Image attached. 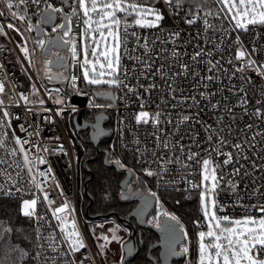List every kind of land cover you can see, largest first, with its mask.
Returning a JSON list of instances; mask_svg holds the SVG:
<instances>
[{"label":"snow or ice","instance_id":"obj_1","mask_svg":"<svg viewBox=\"0 0 264 264\" xmlns=\"http://www.w3.org/2000/svg\"><path fill=\"white\" fill-rule=\"evenodd\" d=\"M163 4L166 8L170 9L169 14L173 17L180 16L183 12L182 20L186 25L195 27L202 21V30L198 28L194 37L198 43L194 46L196 50L190 58L193 63L191 65L186 62L179 63L180 70L173 72L169 78H166L163 67L156 68L153 73V75L160 74L162 79H165L166 87L170 90L173 99L176 98L175 93L178 88L176 84L177 78L183 77L186 80L191 76L200 87L205 89L198 93L199 98L196 95L190 97L193 104L199 106L202 101H207L211 105L212 110H215L219 107L220 101L212 103L217 93L210 90V85L214 81H219L220 76H227L229 81L238 78L242 81L238 92L244 93V95L240 97V103L233 107H243L245 115H248L247 105L249 104V100L247 99V93L251 89L254 94H257V89H259L258 96L260 98L255 100L257 107L254 108L251 115L257 119L264 120V60L259 59V53L264 50V45L257 47L256 38H254L252 46L250 48L246 47L239 34L264 28V0H212L215 8L209 5V0H163ZM185 4L188 5L187 9L184 7ZM30 8H34L31 16L36 17L35 24L32 23L29 15ZM71 9V12H66L63 6L57 7L53 0H0V17H4L5 19L10 18V21H19L20 24L27 23L24 32H21L20 27L13 22H8L6 27L17 32L21 39L25 41L24 44L17 45V47L23 52L24 59L28 61L30 67H36L35 58L37 56L44 57L42 61L44 65V78L52 80L63 76L67 80V75L64 73L54 74L51 69L52 65H55L58 69L67 68L66 58L59 54L60 51H65L72 61L74 70L78 67L81 71L83 82L86 85H108L109 88L122 87L127 89L128 93L141 100V111L135 115L136 124L147 125L151 123L154 127H158L162 122L161 116L163 114L159 111L155 113L144 111L145 104L141 94L137 91L138 88H143L145 92L151 93L158 85L155 82H151L145 87L139 78H137L136 84L130 86L126 82L128 80V70L126 68L123 69L124 78L121 79L120 76L122 71L120 52L122 48L125 53L128 52L127 38L131 36L139 41L140 37L137 35L135 29H159L163 26L166 16L163 9L159 7L157 0H71ZM57 16L63 21L62 23H53L57 19ZM73 18H76L78 23L82 22L83 25L78 36L73 34ZM215 21L220 22L219 27L214 23ZM225 21L228 23L227 27H225ZM44 25H52L51 33L44 31ZM33 29H35L36 38L33 40V48L30 50L27 47L29 37L25 35V32L31 33ZM209 32L212 33L211 38L209 37ZM217 32L220 33L218 41L215 39ZM234 32L237 33L234 40L228 42L227 38ZM0 36H7L3 25H0ZM169 36L179 39L181 31H170ZM201 38L203 45L206 46L211 43L212 48L205 50V47L199 43ZM175 39H173L172 43H175ZM186 43H190V41ZM225 44H227V47H225ZM233 45L235 46L234 49ZM143 47L147 49V43ZM53 49L56 50L55 53H53ZM214 52L220 53L221 59L215 60ZM224 53H227V59H225ZM53 54L56 57L55 61L52 59ZM185 54L187 55V53ZM172 55L174 58H178L179 54L173 50ZM136 59L144 63L139 57ZM223 63H227L229 67L224 68ZM202 64L206 65V72L208 73L206 75L200 70V65ZM0 67H3V65H0ZM147 67L151 68V64H148ZM39 71L37 69V73ZM218 72L220 75L216 74ZM229 72H231L230 75ZM237 74H239L238 77ZM28 78L32 79L31 76ZM78 79L80 77L75 74L71 76L73 88L77 87L76 82ZM168 79H171L172 82L168 83ZM235 89L236 85L233 84L228 90L235 95ZM4 91L5 85L3 82H0V94L4 93ZM54 91L56 92L55 98H53L50 91L46 92V95L53 100L55 105L63 104V100L60 98L61 90L55 89ZM180 91L182 93L183 90L181 89ZM31 95L38 96L35 84L31 85ZM94 95L107 96L114 99L111 92H96ZM19 98L25 104L29 103V98L24 93H19ZM187 99L189 97H183L180 103H183ZM225 99L227 98L225 97ZM38 102L41 105L45 104V100L42 98ZM95 106L103 107V105L99 104ZM111 106V104L108 105V107ZM173 107H176V105H173ZM72 110L75 111V108ZM45 111H48V109H45ZM61 111L63 109H58L55 115L59 116ZM227 111L231 113L233 108H228ZM0 113H2L0 115V129L11 128V113L4 106L3 100H0ZM191 119L192 117L189 115H182L175 127L179 129L181 123ZM219 120L222 121L223 117H220ZM233 120H235V116H233ZM167 122L172 123L170 114ZM118 123H123V121H118ZM93 127L97 126L94 125ZM246 127L251 129L252 124H248ZM21 130H25L23 125H21ZM207 130L209 132L207 141L211 143L215 140L218 146L210 152L206 150L202 160L198 152H189L187 154L188 162L194 161L200 165L201 184L204 185L203 190L200 191L199 206L203 219L206 222L207 230L198 231L196 234L195 264H264V204L252 206V208L260 213L259 216L245 214L239 218L228 215L225 206L218 204L215 197L221 177L218 176L217 170L222 166L231 164L235 157L232 152L222 151L224 145L229 143L227 136L220 135L224 131L223 128L217 130L208 125ZM31 135L29 133V136ZM37 135H39L38 132ZM228 135H231L230 128ZM256 135L264 136V132L254 134L251 137L252 141H255ZM8 137V131H0V148L5 149V154L9 158L7 160L0 158V165H6V167H0V176L4 178V182L0 183V193L4 197H13L16 193L25 191L19 185L22 180L21 172L26 170L29 177L26 182L43 193V201L49 206L48 211L51 212V217L57 221L62 241L69 249L67 253L61 252V255L75 257V254L80 253L81 249L87 248L85 238L77 227L75 218L73 217L69 221V217L73 216L75 210L67 200L58 207H51L53 201L49 198V194L43 191L42 184L44 181L37 179V176H39L46 180L52 174L53 170L51 166L46 171H41L38 168V165L48 163L46 158L40 153L42 151L48 152L49 149L47 147L41 149L39 144H32L30 140H21L13 132L11 137L15 147L9 151L6 148ZM120 138L123 139L122 131L120 132ZM133 142L139 144L138 140H134ZM156 143L157 147H160L162 144L165 150L169 148L168 141H161L159 136L156 137ZM29 144L36 149L34 155L30 154L29 150L25 148V145ZM232 147L237 152L243 150V144L239 142H232ZM252 147L254 148L255 144H252ZM61 151H63L62 146ZM136 151H140L139 148ZM145 151L148 150L146 149ZM213 152L216 155H223L225 157L223 165L214 162L212 158ZM18 154L22 158V165L17 159H13ZM183 155V148H181V156ZM152 156L155 158L158 156V153L152 151ZM181 156L159 155L158 159L144 161L146 164L156 163L157 169L153 170L151 167H145L143 171L147 177L156 178L157 187L159 188L161 182L164 181L165 174L171 171L168 165L177 164L183 168L192 167L191 163L182 162ZM243 159L247 160L248 157L245 155ZM110 162L118 169H126L129 174L133 172V169L127 167L121 158H116ZM137 162L139 163L140 160L138 159ZM9 169H12V171H9ZM13 171H15V175H13ZM237 174H239V169H234L233 175ZM207 181H211V187L205 183ZM186 183H190L192 188L200 187V185L194 184L191 181H186ZM229 184L235 189V185L231 181H229ZM56 186L59 187V184ZM12 189L15 191L13 192ZM254 194L264 196V187L255 189ZM132 195L137 196L141 201V204L134 213L137 216H143L153 206V203L155 204V215L147 220V223L152 225L161 234V243L165 249L161 255L165 261L170 257L180 256L186 258L185 264H193L189 233L175 213L163 209L158 193L148 188L146 195L142 192H133ZM121 198H127L123 192L121 193ZM185 199H190V196L185 197ZM20 214L29 219L35 218L38 225L40 221L46 220V216L38 213V198L23 199L20 205ZM5 223L4 221H0V227H2V230H0V248L3 249V255L0 256V264H23L25 259L28 258L29 253L25 248L21 247L17 240L20 238L19 234L23 233L24 230L18 227L14 229L11 225L4 226ZM193 223L197 227H202L199 220ZM100 227H103V225H100ZM119 230L120 226L116 225L115 228L108 230L111 233L110 238L107 235L96 237L97 240L104 241V243L98 245L101 255L106 253L110 243L120 241V237L117 235ZM35 231L38 247H42L39 244V241L42 239L39 226ZM124 231H127V229H124ZM14 235L16 239H13ZM23 238L29 240L27 235H24ZM47 239L49 242L48 247L53 252H56L58 246L55 234L50 233ZM184 240H188L189 243H182L181 241ZM29 243H31V240H29ZM177 246H179L178 251ZM127 247L128 254L131 255L133 247L132 245H128ZM40 256L41 253L37 251L35 258L39 259ZM90 258V256H84V259L79 261L73 258L70 264H86V261ZM53 264H55V258H53ZM93 264H95L94 261ZM120 264H124L123 254L120 256ZM156 264H159V260H157Z\"/></svg>","mask_w":264,"mask_h":264},{"label":"built area","instance_id":"obj_2","mask_svg":"<svg viewBox=\"0 0 264 264\" xmlns=\"http://www.w3.org/2000/svg\"><path fill=\"white\" fill-rule=\"evenodd\" d=\"M57 7L63 6L66 12H71V0L69 6H64L59 3V0H53ZM160 6L163 9L166 19L163 21L162 28L159 29H135L137 35L140 37L139 41L136 38L129 36L127 38L128 52L125 53L123 48L121 49V64L122 71L120 73L121 79H123V69L128 70V80L130 86L136 84L137 78L147 86L148 83L155 82L158 87L155 88L151 93L145 92L143 88H138V93L141 94L143 102L145 104L144 111L149 113L161 112V124L158 127H154L151 123L145 125H137L135 122V115L141 111L140 103L141 100L137 99L136 96L128 93L125 88H109L103 89H91L84 87L82 73L79 68L73 67L72 61L65 51H60V56L65 57L67 61V72L65 69L53 70L52 73H64L68 79L65 80L60 76V79L65 80L66 88L62 89L60 86H56L52 83V80L44 78L40 72L44 74V65L41 62V69H39L38 78L35 68L30 67L28 61L24 59L23 52L17 45L25 43L20 35L10 29H7L6 25L8 22L16 23L20 27L21 32L25 31L27 23L20 24L19 21H10L4 17H0V25L5 27L7 36H0V82L5 85L4 93L0 94V100H3L4 106L11 113L10 123L11 128L0 129V131H8L9 137L7 138L6 148L11 150L15 147L14 141L12 140L11 134L14 132L21 140H30L32 144H39L41 149L47 147L48 152H41L48 163L44 165H38L41 171H46L49 166L52 168V174L44 180L43 177L37 176L38 180H43V191L49 194V198L53 201L51 207L60 206L65 200H67L71 207L75 210L73 216L69 217V221L74 217L77 223V227L81 231L85 238L87 248L81 249L80 253H76L75 257L71 255H61V252L67 253L69 251L67 245L62 241V235L57 226V221L51 217V212L48 211V205L43 201V193L39 192L34 186L29 185L26 181L28 180L27 171L21 172V184L25 191L16 193L13 197L18 200L38 198V213L46 216L45 221H40L37 224L35 218L29 219L30 230H31V250L28 264H53V258H55V264H70L75 258L77 261L84 259V256H90L91 258L86 261V264H101L98 255L90 241V238L85 230V226L82 220L81 212V196H80V179L78 173V166L76 160L75 149L72 141L73 137H80L73 131V136L70 135L69 124H72L74 115L79 111H83V115L89 114L93 117L98 113L107 115L108 122L105 124L106 129L111 130V136L106 139L109 141V147H117L122 152H126L133 158L135 167L142 173L144 185L146 186L145 192L147 193L148 188L152 191H156L161 198V192H174V193H185L191 196H195V208L196 216L195 220H199L202 227L194 228L196 233L201 230H206V224L200 211L199 199L200 191L203 190L204 185L201 184L202 177L200 175V165L193 162L187 161V154L189 152L200 153V158L205 156V151H211L217 147L215 140L211 143L207 141L209 134L207 126L211 125L212 128L219 130L223 128L224 131L220 133L222 136H227L229 143L225 144L222 151L232 152L235 159L227 166H222L217 170L218 176L221 177L219 180V186L217 188L216 199L218 204L225 206L226 213L230 216L239 218L245 214H251L259 216L260 213L252 208L253 205L264 204V196H258L254 194L255 189L264 187V136L256 135L255 141L251 140V137L258 133L264 132V120L257 119L252 116L254 108L257 107L255 100L260 98L257 94H254L251 89L247 93V99L249 104L247 105L248 115H245L243 107H233L240 103V97L244 93L238 92V89L242 83L238 78L229 81L227 76H220L219 81H214L210 85V90L217 93L216 97L212 100V103L220 101L219 107L212 110L211 105L207 101H202L199 106L193 104L191 100L192 95H196L199 98L198 93L204 91L191 76L186 80L183 77H178L176 84L178 85L175 93L176 98L173 99L170 90L166 87L165 79H162L160 74H155L156 68L163 67L166 74V78L171 77L173 72L179 71V63H193L191 61V55L194 53L195 45L198 41L194 38L196 36V30L199 28L202 30V21L195 27H191L183 23L182 17L183 12L180 16L173 17L170 15V9L166 8L163 4V0H159ZM34 8H30V17L33 24L36 23V17L31 16V12ZM55 23H61L58 19ZM214 23L219 27L218 21ZM73 34L78 36L81 28L83 27L82 22L77 21L76 18L72 19ZM225 27L228 26L227 21L224 22ZM50 28H44V31L50 30ZM131 31V30H130ZM170 31H181V37L175 39L169 36ZM48 33H51L48 32ZM237 33H232L228 37V42L234 40ZM244 41L246 47L252 46V41L256 38V46L260 47L264 45V28L254 29L248 33H239ZM25 35L29 37L27 40V47L31 50L33 48V40L36 38L35 29L31 33L25 32ZM209 37H212V33L209 32ZM220 33L215 34V39L218 41ZM146 38V40H145ZM175 39V43H172ZM190 41V43H186ZM147 43V49L143 45ZM201 46L205 47V50L212 48V44L203 45V40L199 41ZM227 47V44H225ZM233 45V49H234ZM175 50L179 55L178 58H174L172 53ZM56 50H53L55 53ZM187 53V55L185 54ZM225 59H227V53H224ZM39 57V56H37ZM41 57V56H40ZM53 57L55 55L53 54ZM131 57V58H130ZM144 61L141 63L136 58ZM42 61L44 57H41ZM207 59V57H205ZM214 59H221L220 53L214 52ZM259 59L264 60V50L259 53ZM36 63V58H35ZM151 64V68L147 65ZM224 68H228L227 63H223ZM39 67H36L38 69ZM200 70L203 74L206 72V65H200ZM75 74L80 79L77 80V87H72L71 76ZM220 75V73H216ZM231 72H229V75ZM31 76L30 80L28 77ZM239 74H237V77ZM44 78V79H43ZM43 79V80H42ZM258 79V78H257ZM171 79H168V83H171ZM35 84L38 90V96L31 95V85ZM236 85V94L230 92L228 89L233 85ZM247 87V85H245ZM55 89H60V98L63 100V104L55 105L53 100L46 95V92H52L53 98L56 97ZM183 90L182 93L180 90ZM223 89V91H221ZM94 92H111V102L101 101L95 95ZM19 93H24L29 98V103L25 104L23 100H20ZM127 93V95H126ZM70 94H74L79 98L84 99V105L82 107L73 103L70 99ZM183 97H189L183 103L180 101ZM225 97L227 99H225ZM11 98V99H10ZM42 98L45 100V104H39L38 100ZM91 104V106H90ZM103 105V107H96L95 105ZM111 104V107L108 105ZM19 105V106H17ZM176 105V107H173ZM159 106V107H158ZM75 108V111L72 109ZM228 108H233V111L229 113ZM48 109V111H45ZM58 109H63L59 116L55 115ZM170 119L172 123H168ZM2 115V113H0ZM182 115H189L192 117L191 120L180 124L179 129L175 127L176 123L180 120ZM235 116V120H233ZM18 117V119H17ZM223 117L220 121L219 118ZM91 119V121H92ZM123 121V123H118ZM252 124V128L248 129L246 125ZM23 125L24 131L21 130ZM229 128L231 129V135H228ZM74 130V128H73ZM123 132V139L120 138V132ZM37 132L39 135H37ZM29 133L32 135L29 136ZM159 136L161 141L167 140L169 148L165 150L161 144L157 147L156 137ZM58 137V139H57ZM134 140H138L139 144L134 143ZM232 142H239L243 144V150L237 152L232 147ZM255 144V147H252ZM126 145V147H125ZM61 146L63 151H61ZM174 146V147H173ZM25 148L29 150L30 154L34 155L36 149L31 144L25 145ZM139 148L140 151H136ZM181 148H183L184 155L181 156ZM148 151H145V150ZM107 150V149H106ZM152 151L158 153L157 157L152 156ZM168 156H181V160L184 163H191L192 167L183 168L181 165L173 164L168 165L171 171L164 176V181L161 182L159 188L157 187V180L154 177H147L143 171L145 167H151L153 170L157 169L156 163L146 164L144 161H152L158 159L159 155ZM248 159H243L244 156ZM0 158L5 160L9 159L5 154V149L0 148ZM212 158L215 163L223 165L224 156L216 155L212 153ZM17 159L21 165L23 164L22 158L17 155L13 158ZM140 160L138 163L137 160ZM0 167H6V165H0ZM234 169H239V174L233 175ZM12 171V169H9ZM13 171V175H15ZM200 185L198 188H192L190 183ZM231 181L235 185V189L229 184ZM4 182L3 176H0V183ZM209 185V181L205 182ZM59 184V187L56 185ZM13 192L15 191L12 189ZM62 193V194H61ZM0 197H4L0 193ZM161 203L163 209L169 211L164 205L162 199ZM247 209V211H246ZM170 212V211H169ZM84 214V211H83ZM223 214V213H220ZM181 223H183L181 221ZM39 226L42 239L39 244L42 247H38L36 241V228ZM186 228V226H185ZM186 231L188 232L187 228ZM50 233H54L57 240L58 250L53 252L48 247V237ZM190 242L192 243L189 235ZM189 241L185 240L184 244H188ZM39 251L41 256L36 259V253ZM83 254V255H81ZM185 257L184 263L185 264Z\"/></svg>","mask_w":264,"mask_h":264},{"label":"trees","instance_id":"obj_3","mask_svg":"<svg viewBox=\"0 0 264 264\" xmlns=\"http://www.w3.org/2000/svg\"><path fill=\"white\" fill-rule=\"evenodd\" d=\"M159 7L160 2L157 0ZM209 5L215 8V5L212 4V0H209ZM185 9L188 8V5L185 4ZM83 81V80H82ZM84 87H88L91 89L99 90L100 88H96L90 85H86L83 82ZM84 117L86 120L91 121L92 116L89 114H85ZM70 135L73 136V126L70 123L68 128ZM80 137H73L74 140V149L76 154L77 166H78V173L80 179V187H83L84 181L88 178L89 174L83 169V162L87 158L94 156V148L90 145L87 140L88 136L85 132H81ZM99 146L103 149H107L110 153V160H115L116 158H121L122 161L127 165V167L133 169V177L138 178L139 181L140 177H142V173L135 167L133 158L129 156L126 152H122L117 147L110 148L109 141L103 140ZM103 154L99 155V158L96 161H92L88 163V168L92 172V179L88 182L87 185V193L92 198V204L90 207V214H106L108 212H114L117 216H124L128 210L129 206L126 204H122L119 200V182L123 178V174L117 173L113 168L106 167L103 162ZM144 183V181H143ZM190 196V199H185V197ZM161 199L164 205L173 213H175L183 224L186 226L188 233L191 237L192 243V262L195 264L196 260V230L194 228V220L196 216V208H195V196H191L185 193H174V192H161ZM179 201V203H177ZM88 202V201H87ZM82 205L81 200V207H85ZM20 204L21 200L15 198H6L0 197V221L6 222L4 226L11 225L14 229L15 228H22L24 231L23 233L19 234L20 238L17 242L21 245V247L25 248L29 256L25 259L23 264L29 263L30 258V250H31V230H30V223L29 219L23 217L20 214ZM104 224L107 223H114V225H118L113 219H108L103 221ZM93 223V222H92ZM85 226V225H84ZM100 230V228H98ZM2 230V227H0ZM86 232L88 229L85 226ZM88 234V232H87ZM24 235H27L29 240H25L23 238ZM144 237V235H143ZM90 238V237H89ZM13 239H16V236H13ZM91 241V240H90ZM92 243V242H91ZM93 245V244H92ZM94 247V246H93ZM3 255V249L0 248V256ZM113 262V261H112ZM136 264H143L142 257L136 256L133 260V263Z\"/></svg>","mask_w":264,"mask_h":264},{"label":"water","instance_id":"obj_4","mask_svg":"<svg viewBox=\"0 0 264 264\" xmlns=\"http://www.w3.org/2000/svg\"><path fill=\"white\" fill-rule=\"evenodd\" d=\"M69 2H70V0H59V3L63 4L64 6H69ZM58 19H60L59 16H57V19L53 23H55ZM62 22L63 21H61V23ZM43 27L48 29V28L52 27V25H44ZM53 50H55V49H53ZM52 59H53V61H55L56 58H54L52 56ZM51 69L60 70L57 67H55V65H52ZM67 70H68V67L65 69V71L67 72ZM52 83L56 86H60L62 89L66 88L65 80H62L60 78L52 79ZM94 93H96V92H94ZM96 97L101 101H108V102L112 101V99L107 97V96H96ZM70 99L73 103L77 104L80 107H82L84 105V99L79 98L74 94H70ZM107 122H108V117H107V115H105L103 113L96 114L93 117L92 121H86L84 119V115H83L82 110H79L74 115V117L72 119V126L74 128L75 134L79 135L81 132H87V134H88L87 135L88 136L87 142L90 145H92V147L95 150L94 156L87 158L83 162V169L89 174L88 178L84 181L83 188H82L83 195L88 200L87 206L84 210V215L93 222H97V221L103 222V221H106L108 219H113L116 222H118V223L121 222L123 225H126L130 228V230H131L130 231V239L128 241H126L122 246V251L124 253V264H129V262L134 259L135 255L138 251L137 244H136V237H135L136 227L146 228L148 230L153 231L156 234L158 240L156 242H154L152 245H150L149 251H151L152 249H155V248H159V253H158L159 264H173V261H179V260L183 259V257L176 256V257H170L165 261V259L162 257L161 254L165 251V249L161 243V239H160L161 234L153 226H148V224H147L148 217L155 210V204L154 203H153V206L151 208H149L143 216H137L134 214L136 212L138 206L141 204V201L137 196H133L132 193L127 191V186L132 182L133 173L129 174L126 171V169H118L113 163L110 162L111 161L110 160V153L108 152V150L103 149L99 146V144L103 140H106L111 136V130L105 128V124ZM94 125H96L97 127H93ZM101 133H103V134H101ZM100 154H103L102 162L106 167L113 168L117 173L123 174V178L119 182V189H120L119 200H120V202H122L124 204H131V203L135 202L134 207L130 210V212L127 213L125 218L121 217V216H117L116 213H114V212H108L106 214H99V213L90 214V207L92 204V198L87 193V185H88V182L92 179L93 175H92V172L90 171V169L88 168V163L92 162V161H96L99 158ZM122 192L124 193V195L127 198H124V199L121 198ZM138 192H142V191H138ZM142 193H144L145 195L147 194L145 192H142ZM130 219H134L135 224H132L130 222ZM181 242L184 243V241H181ZM128 245H132V247H133V252L131 255L128 254V247H127ZM178 247L179 246H177V249H178ZM147 258H148V260L152 261L153 264H156L157 260L151 258L149 254H147ZM110 264H119V263L118 262H110Z\"/></svg>","mask_w":264,"mask_h":264},{"label":"rangeland","instance_id":"obj_5","mask_svg":"<svg viewBox=\"0 0 264 264\" xmlns=\"http://www.w3.org/2000/svg\"><path fill=\"white\" fill-rule=\"evenodd\" d=\"M46 31L50 32L51 29L50 30H46ZM41 62H42L41 57L40 56L36 57V67H39L38 69H41ZM36 67H35V72H36L38 78L41 80V78L39 76V73H37ZM40 74L44 75L42 72H40ZM61 77H63V76H61ZM90 86H92V85H90ZM93 87L103 89L105 87H108V85L93 86ZM80 138H84V137L80 136ZM72 144H73V147H74L73 141H72ZM141 178L142 177H140V180H141ZM140 183L144 184L143 181H139L138 178L136 179V177H133L132 183L129 185L128 190L131 189V192L132 191H138L140 189V187H141ZM209 183L210 184L208 186L211 187V181H209ZM82 188H80V196L82 198V205H84L83 202L86 201V203H85L86 205H85L84 209H83V207H81L82 220H83L84 225L88 229V231H87L88 232V236L90 237V240H91V242H92V244L94 246V249H95V251H96V253L98 255V258H99L101 264H110V262H112V261L119 262L120 261V256L122 255L121 244L128 238V231H124V229H122L120 227V230L117 232V235L120 237V241L119 242L113 241L112 243H110L108 245L106 253L104 255H101L100 254V249L98 248V245L104 243V241L103 240H97L96 237H99L101 235H107L110 238L111 237V233L108 230L110 228H115L116 225H114V223L104 224V222H99V221L98 222H93V221L88 219L83 214V211L85 210V208L87 206V203H88L87 201L88 200L83 195ZM142 190L145 192V189L142 188ZM21 203H22V201H21ZM205 224H206V222H205ZM100 225H103V227H100ZM98 228H100V230ZM206 230H204V231H206Z\"/></svg>","mask_w":264,"mask_h":264},{"label":"flooded vegetation","instance_id":"obj_6","mask_svg":"<svg viewBox=\"0 0 264 264\" xmlns=\"http://www.w3.org/2000/svg\"><path fill=\"white\" fill-rule=\"evenodd\" d=\"M84 119L86 120L85 117H84ZM86 121H88V120H86ZM85 133L87 134V132H85ZM80 134H81V133H80ZM87 135H88V134H87ZM131 183H132V182H131ZM131 183H130V184H131ZM130 184H129V185H130ZM129 185L127 186V191L130 192V193L138 192V191H142V192H144V191L142 190V188L146 190V186H145L144 184H141V183H140V185H141L140 189H139L138 191H132V192H131V191L128 190ZM145 193H146V192H145ZM121 203H122V202H121ZM122 204H124V203H122ZM126 205L129 206V210H128V212H130V210L134 207L135 202H134V203H131V204H126ZM128 212H127V213H128ZM127 213H126L124 216H122V217L125 218V216L127 215ZM154 215H155V210H154V212L148 217L147 220L151 219L152 216H154ZM97 222H98V221H97ZM99 222H100V221H99ZM130 222H131L132 224H135L134 219H130ZM147 224H148V223H147ZM118 225H119L122 229H127V231H128V238H127V239L121 244V251H122V246H123V244H124L126 241H128V240L130 239V231H131V230H130V228H129L128 226L123 225L121 222H119ZM148 226H152V225L148 224ZM143 235H144V237H143ZM135 237H136V244H137V248H138V251H137L135 257H136V256H138V257H142V262H143V264H153L152 261L148 260V258H147V254H149L151 258L158 260L159 248H155V249H152L151 251H149V247H150V245H152L154 242H156V241L158 240L156 234H155L153 231L148 230V229H146V228H139V227H136ZM184 241H185V240H184ZM178 250H179V247H178L177 251H178ZM122 254H123V256H124L123 251H122ZM135 257H134V259H135ZM134 259H133V260H134ZM133 260L130 261L129 264H132V263H133ZM113 262H114V261H113ZM118 263L120 264V261H119ZM183 263H184V257H183V259H181V260H179V261H173V264H183ZM134 264H136V262H134Z\"/></svg>","mask_w":264,"mask_h":264}]
</instances>
